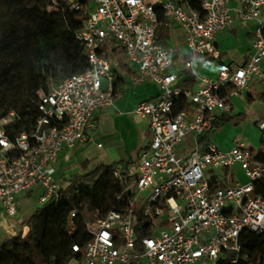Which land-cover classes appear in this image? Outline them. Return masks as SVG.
<instances>
[{"label":"built area","instance_id":"built-area-1","mask_svg":"<svg viewBox=\"0 0 264 264\" xmlns=\"http://www.w3.org/2000/svg\"><path fill=\"white\" fill-rule=\"evenodd\" d=\"M48 8L82 18L75 36L88 68L37 92L38 116L29 130L15 129L13 110L0 116V213L16 216L19 196L36 189L40 204L58 199L60 151L86 143L94 111L118 94L109 59L118 48L136 68L130 83L151 81L159 89L132 109L147 120L150 140L135 164L114 170L122 193L130 194L126 203L93 222L84 218L88 238L84 246L72 245L77 256L67 264H217L229 251L235 262L242 233L264 234V197L254 191V182L264 180V161L242 140L221 150L209 136L220 114L230 111L231 96L254 78L264 81V0H202L201 10L180 0H50ZM231 10L256 24L247 61L201 76L195 91L179 86L168 72L172 49L159 40L158 28L173 22L185 30L190 56L184 67L191 68L195 59L217 58L215 33L232 27ZM259 127L264 136V120ZM188 136L189 146L178 149ZM235 167L244 182L231 178ZM137 218L147 223L138 226L144 235ZM71 230L70 223L65 235Z\"/></svg>","mask_w":264,"mask_h":264},{"label":"trees","instance_id":"trees-1","mask_svg":"<svg viewBox=\"0 0 264 264\" xmlns=\"http://www.w3.org/2000/svg\"><path fill=\"white\" fill-rule=\"evenodd\" d=\"M180 1L201 10L202 0ZM49 4L50 0H0L1 11L8 18L0 24V116L15 111L17 131L29 130L38 116V91L48 92L59 78L88 68L75 36L82 18L76 13L51 10ZM109 59L114 71L134 73L124 62V50L114 49ZM217 125L214 122L215 128ZM260 141L264 147L263 134ZM255 158L264 161V148ZM130 165L123 161L99 163L91 171L63 180L66 183L59 187L56 201L42 203L11 222L14 229L10 236L0 241V264H67L77 256L72 245L84 246L88 238L84 218L93 222L126 203L130 194L122 193L114 170H127ZM254 191L264 197V180L254 182ZM118 195L120 200L116 199ZM136 221L138 233L146 234L138 226L147 223L140 218ZM70 223L72 230L65 235ZM241 238L238 259L230 262L236 253L227 252L217 264H264V234L247 231Z\"/></svg>","mask_w":264,"mask_h":264},{"label":"crops","instance_id":"crops-1","mask_svg":"<svg viewBox=\"0 0 264 264\" xmlns=\"http://www.w3.org/2000/svg\"><path fill=\"white\" fill-rule=\"evenodd\" d=\"M231 14L235 17L232 27L215 33L217 58L195 59L191 68L184 67L185 60L190 56L185 44V30L173 22L158 28L159 40L172 49V64L168 72L177 75L179 86L195 91L200 85L201 76L215 77L219 70L233 69L247 61L253 52L256 24L240 21L233 10ZM124 62L135 73L136 68L129 64L125 57ZM115 73L118 94L114 97L112 105L94 111V127L89 133L90 139L73 149L63 148L59 153L55 176L60 186L66 183L63 180L72 178V174L80 175L91 171L99 163L129 162L133 156L137 159L139 151L150 140L147 120L135 116L132 109L137 102L156 97L159 94L157 85L151 81L132 85L130 80L134 73H123L119 69ZM230 104V111L220 114L218 125L209 136V140L221 150L230 149L236 140L244 141L240 137H228L227 126L259 125L264 120V81L256 78L250 80L246 88L231 96ZM190 139L188 136L178 149L188 147ZM29 193L19 196L16 216L10 218L0 213V241L10 236V231L14 229L10 225L11 222L22 218L33 209ZM4 230L8 233L3 232Z\"/></svg>","mask_w":264,"mask_h":264},{"label":"rangeland","instance_id":"rangeland-1","mask_svg":"<svg viewBox=\"0 0 264 264\" xmlns=\"http://www.w3.org/2000/svg\"><path fill=\"white\" fill-rule=\"evenodd\" d=\"M1 5H0V24L2 25L3 22H6V20H8L7 18V15L4 14V12L1 11ZM62 80V78H59L57 80V82H55L53 84V86L58 83V81ZM228 130H227V133H228V137H230L231 139L235 138V137H240L244 140V142L246 143L247 147L256 152L257 150L259 149H263L264 147L261 146V129L259 127V125H251V126H227L226 127ZM130 164H135L136 163V158H134V156L128 160ZM218 171V170H217ZM79 174L77 173H74L72 174V178H74L75 176H77ZM234 177H238V179L241 181V182H244L245 181V177H244V174L243 172L240 170V169H237V167L234 168L233 172H232V175H231V178H234ZM41 193V189H36V190H33L29 193V201L32 205V207L34 208V206H37L39 205L38 204V197ZM28 195V194H27ZM41 205V204H40ZM10 218H13V217H10ZM5 233H8L6 232L5 230L3 231ZM231 252V251H229ZM70 264H73L72 262ZM199 264V263H197Z\"/></svg>","mask_w":264,"mask_h":264}]
</instances>
